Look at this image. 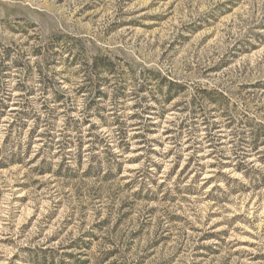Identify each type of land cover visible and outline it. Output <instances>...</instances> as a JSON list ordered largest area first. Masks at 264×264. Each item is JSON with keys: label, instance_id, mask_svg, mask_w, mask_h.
<instances>
[{"label": "rangeland", "instance_id": "374dc122", "mask_svg": "<svg viewBox=\"0 0 264 264\" xmlns=\"http://www.w3.org/2000/svg\"><path fill=\"white\" fill-rule=\"evenodd\" d=\"M0 264H264V0H0Z\"/></svg>", "mask_w": 264, "mask_h": 264}, {"label": "trees", "instance_id": "16d2710c", "mask_svg": "<svg viewBox=\"0 0 264 264\" xmlns=\"http://www.w3.org/2000/svg\"><path fill=\"white\" fill-rule=\"evenodd\" d=\"M248 127H250V126H248ZM254 137H255V138H254V139H255L254 142H256V141H257V140H256V139H257V135H255Z\"/></svg>", "mask_w": 264, "mask_h": 264}]
</instances>
